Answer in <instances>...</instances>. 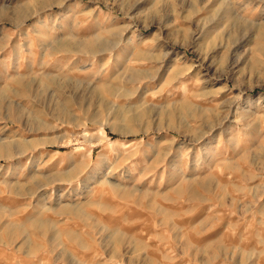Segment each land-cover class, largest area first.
Here are the masks:
<instances>
[{
    "label": "rangeland",
    "instance_id": "374dc122",
    "mask_svg": "<svg viewBox=\"0 0 264 264\" xmlns=\"http://www.w3.org/2000/svg\"><path fill=\"white\" fill-rule=\"evenodd\" d=\"M0 264H264V0H0Z\"/></svg>",
    "mask_w": 264,
    "mask_h": 264
},
{
    "label": "bare ground",
    "instance_id": "6f19581e",
    "mask_svg": "<svg viewBox=\"0 0 264 264\" xmlns=\"http://www.w3.org/2000/svg\"><path fill=\"white\" fill-rule=\"evenodd\" d=\"M88 52V51H87ZM87 180V179H86ZM90 181V180H89Z\"/></svg>",
    "mask_w": 264,
    "mask_h": 264
}]
</instances>
